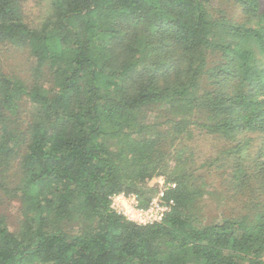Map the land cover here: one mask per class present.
<instances>
[{
  "label": "trees",
  "instance_id": "16d2710c",
  "mask_svg": "<svg viewBox=\"0 0 264 264\" xmlns=\"http://www.w3.org/2000/svg\"><path fill=\"white\" fill-rule=\"evenodd\" d=\"M29 2L0 0L31 63L0 66V264H264V0ZM158 176L161 223L112 211Z\"/></svg>",
  "mask_w": 264,
  "mask_h": 264
},
{
  "label": "built area",
  "instance_id": "2783aa9c",
  "mask_svg": "<svg viewBox=\"0 0 264 264\" xmlns=\"http://www.w3.org/2000/svg\"><path fill=\"white\" fill-rule=\"evenodd\" d=\"M149 185L157 187L158 191L148 206H142L140 200L133 193H118L109 198L110 208L116 214L139 226L161 223L175 205L174 199L167 193L175 190L177 184L164 177H159L149 181Z\"/></svg>",
  "mask_w": 264,
  "mask_h": 264
},
{
  "label": "rangeland",
  "instance_id": "374dc122",
  "mask_svg": "<svg viewBox=\"0 0 264 264\" xmlns=\"http://www.w3.org/2000/svg\"><path fill=\"white\" fill-rule=\"evenodd\" d=\"M49 0H30L29 2V6L27 7V11L29 13V16L32 18H36L42 14H44L48 2ZM41 2V3H40ZM0 62H1V68L3 71L7 72V73H11L14 74L20 78H24L27 75L29 66L31 65L30 60H29V56L26 52L24 51H20L16 48H11L9 45H3L0 46ZM153 114H151L149 116V120L152 121L153 119ZM197 144L200 145H204L203 140L201 139H197L196 141ZM211 145L210 141L207 142V144L205 145L208 148H205L206 151H210L211 147H209ZM201 150V149H200ZM159 177H164L167 179V176H158L155 178H159ZM168 180V179H167ZM169 181V180H168ZM211 186L209 185L207 188L209 191H212V186L214 184V181L211 180ZM150 186V185H149ZM156 189V193L158 191V188L155 186H150ZM155 193V195H156ZM210 199V198H209ZM223 212V209L221 207V210L219 212H212L211 213V217H215L220 215ZM17 216H18V212L17 211H11L9 214L10 217V223H11V228L14 229V227L17 224Z\"/></svg>",
  "mask_w": 264,
  "mask_h": 264
}]
</instances>
